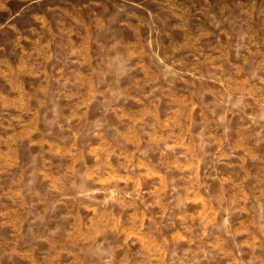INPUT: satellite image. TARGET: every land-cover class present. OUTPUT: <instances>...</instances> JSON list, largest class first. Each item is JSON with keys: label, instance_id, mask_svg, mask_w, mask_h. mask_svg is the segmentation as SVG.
<instances>
[{"label": "rangeland", "instance_id": "obj_1", "mask_svg": "<svg viewBox=\"0 0 264 264\" xmlns=\"http://www.w3.org/2000/svg\"><path fill=\"white\" fill-rule=\"evenodd\" d=\"M0 264H264V0H0Z\"/></svg>", "mask_w": 264, "mask_h": 264}]
</instances>
